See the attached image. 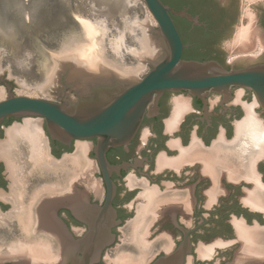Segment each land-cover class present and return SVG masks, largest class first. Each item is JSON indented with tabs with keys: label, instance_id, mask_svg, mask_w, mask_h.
Instances as JSON below:
<instances>
[{
	"label": "flooded vegetation",
	"instance_id": "1",
	"mask_svg": "<svg viewBox=\"0 0 264 264\" xmlns=\"http://www.w3.org/2000/svg\"><path fill=\"white\" fill-rule=\"evenodd\" d=\"M205 1L214 5L206 12L183 0H163L202 23L172 15L184 42L182 58L215 60L230 70L264 63V34L259 31L250 52L232 51L233 40L218 43L244 25L247 12L255 29L264 32V0L247 6L244 0ZM145 18L134 21L142 48ZM92 20L101 27L96 37L115 30L105 17ZM76 21L81 23L78 17ZM120 41L118 59L134 56L126 47L128 39ZM90 42L75 43L74 58L81 60L80 48ZM149 59L125 66V71L134 68L139 74ZM60 76L56 95L64 88L75 94L68 86L71 73ZM6 82L17 84L0 75V87L7 88ZM36 118H6L0 128L1 140L6 138L0 143L1 228L14 234L23 224L33 237L11 244L26 246L33 255H9L11 245L1 247L0 264H63L65 256L82 257L86 250L93 253L92 264H152L184 244L183 264H264V150L257 140L264 131V107L254 90L233 87L228 94L203 97L187 90L164 92L158 110L147 112L132 140L107 150L106 168L97 156L98 138L66 144L52 139L45 121ZM24 126L37 130L35 136L23 133ZM20 137L31 142V157L39 163L33 174L16 172ZM33 143L38 150L33 151Z\"/></svg>",
	"mask_w": 264,
	"mask_h": 264
},
{
	"label": "water",
	"instance_id": "2",
	"mask_svg": "<svg viewBox=\"0 0 264 264\" xmlns=\"http://www.w3.org/2000/svg\"><path fill=\"white\" fill-rule=\"evenodd\" d=\"M183 1L190 3L197 11L206 12L214 6L205 0ZM220 1L222 4L226 2ZM140 2L158 24L157 27H153L151 21L144 24L150 52L140 59L143 61L150 58V69L142 77L120 73L113 65L101 59L96 64L95 56L88 52H80L81 60L74 58V54L59 57L51 80L39 87L41 93L55 97L54 99L16 94L13 84L6 82L7 96L0 100V128L6 118L40 117L54 140L69 144L74 139L96 137L97 156L106 168L107 150L128 144L147 112L153 114L158 110V101L166 91L187 90L203 97L211 92L228 94L233 87H245L255 91L259 103L264 107V63L230 70L215 60L184 59V42L172 15L202 24L199 17L186 10L177 11L163 0ZM244 4L247 6V0H244ZM245 16V19L242 18L244 25L235 26L218 43L223 44L226 39L233 40L231 49L234 52L250 49L254 37L247 13ZM211 51L212 48L207 52ZM93 70H98V74ZM63 71H69L72 75L68 86L75 90L73 95L66 88L56 95L57 88L62 85L60 73ZM80 72L91 76L85 77ZM249 119V122H253ZM260 134L257 140L264 150V131ZM186 255L187 245L184 244L179 250L160 256L152 264H183ZM62 262L92 264L93 253L86 250L82 257L65 256Z\"/></svg>",
	"mask_w": 264,
	"mask_h": 264
},
{
	"label": "rangeland",
	"instance_id": "3",
	"mask_svg": "<svg viewBox=\"0 0 264 264\" xmlns=\"http://www.w3.org/2000/svg\"><path fill=\"white\" fill-rule=\"evenodd\" d=\"M250 4H253V0H247V5ZM57 5L60 6L56 7ZM143 15L144 18L146 16V21H151L153 27L158 26L157 21L140 0H135L134 3H128L127 0H0V74L17 81L14 86L16 94L54 99L55 97L41 93L39 87L51 80L57 58L76 52V49L72 50L75 43L89 39L91 42L87 48L94 55L96 50L94 39L101 29L98 22L92 20L95 16L105 17L110 27L115 29L105 34V37L104 35L96 37V42L99 43L97 49L99 59L125 71V66L137 65L140 57L150 52L147 40L144 48L136 41L140 31L134 21ZM77 17L85 33L81 23L76 21ZM247 18L251 28L255 26L254 19L248 12ZM142 26L144 28V24ZM258 31L264 34L257 28ZM121 37L128 39L126 47L132 49L135 54L125 55L124 61L115 55L116 52L122 51ZM130 69L132 74L142 77L150 69V65L144 62L139 74L134 68ZM3 88L6 97L7 88ZM35 120L43 123L41 118ZM42 140L43 142L45 140V143L47 141L45 136ZM3 142H6V138L3 140L0 138V143ZM19 142L20 154L15 161L20 170L16 172L21 176H24L26 171L33 174L39 163L33 161L34 157H31L30 142L25 137H20ZM44 147L42 145V149ZM2 221L0 217V248L9 247L13 242L28 243L33 238L29 234V229L25 231L26 227L23 224L19 225L17 233L4 232L1 228Z\"/></svg>",
	"mask_w": 264,
	"mask_h": 264
},
{
	"label": "bare ground",
	"instance_id": "4",
	"mask_svg": "<svg viewBox=\"0 0 264 264\" xmlns=\"http://www.w3.org/2000/svg\"><path fill=\"white\" fill-rule=\"evenodd\" d=\"M88 26V25H87ZM256 27V26H255ZM255 27L253 26L251 29H252V33H253V36L254 35H256V33H257V30L255 29ZM91 33V32H90ZM89 46V44L87 45H85V46H83V47H81L82 49H80V52H88V53H90L91 54V50H88V47ZM94 48V47H93ZM252 49V47L250 48V49H248V50H246V51H241V52H250V51H252L251 50ZM116 68V67H115ZM117 70H118V72H120V73H123V74H128V75H131L132 73L130 72V71H123V70H119V68H116ZM52 77V76H51ZM51 79V78H50ZM5 95H6V92H5V89L3 88V87H1L0 88V99H3L4 97H5ZM30 122V121H29ZM28 125H29V123H28ZM31 126V125H30ZM36 131L37 130H35V131H29V129H28V126H24L23 127V129H22V132L23 133H25L27 136H29V137H32L33 135L35 136V133H36ZM16 135V134H15ZM9 141V140H8ZM11 141V140H10ZM13 142V141H12ZM35 142V141H34ZM31 143V142H30ZM5 147V146H4ZM33 151H36V150H38L39 149V147H38V145L37 144H34L33 143ZM85 148V147H84ZM0 150H1V148H0ZM6 154V153H5ZM14 169V168H13ZM2 244H4V243H2ZM19 253V254H18ZM11 254H18V256H21V255H25V254H28V255H31V254H33L31 251H30V249L28 248V247H26V246H22V245H19V244H13V245H11L10 246V250H9V255H11ZM0 255H1V249H0Z\"/></svg>",
	"mask_w": 264,
	"mask_h": 264
}]
</instances>
